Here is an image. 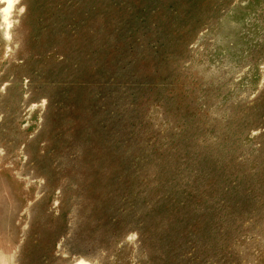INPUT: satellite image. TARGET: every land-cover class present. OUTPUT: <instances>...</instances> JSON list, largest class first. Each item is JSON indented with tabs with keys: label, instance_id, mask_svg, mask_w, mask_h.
Returning <instances> with one entry per match:
<instances>
[{
	"label": "rangeland",
	"instance_id": "1",
	"mask_svg": "<svg viewBox=\"0 0 264 264\" xmlns=\"http://www.w3.org/2000/svg\"><path fill=\"white\" fill-rule=\"evenodd\" d=\"M7 19L0 264H264V0Z\"/></svg>",
	"mask_w": 264,
	"mask_h": 264
},
{
	"label": "bare ground",
	"instance_id": "2",
	"mask_svg": "<svg viewBox=\"0 0 264 264\" xmlns=\"http://www.w3.org/2000/svg\"><path fill=\"white\" fill-rule=\"evenodd\" d=\"M13 1L14 0H0V22H3L1 23V25H9V20L7 19V16H8V13H9V10L12 8V5H13ZM9 4H11V7H9ZM5 9H7V11H5ZM1 27V26H0ZM78 264H86V263H83V262H78Z\"/></svg>",
	"mask_w": 264,
	"mask_h": 264
},
{
	"label": "clouds",
	"instance_id": "3",
	"mask_svg": "<svg viewBox=\"0 0 264 264\" xmlns=\"http://www.w3.org/2000/svg\"><path fill=\"white\" fill-rule=\"evenodd\" d=\"M9 7H11V4H9ZM5 11H7V9H5Z\"/></svg>",
	"mask_w": 264,
	"mask_h": 264
}]
</instances>
